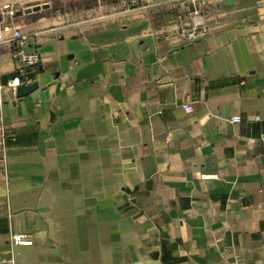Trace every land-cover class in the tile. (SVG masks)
Returning <instances> with one entry per match:
<instances>
[{"label": "crops", "instance_id": "crops-1", "mask_svg": "<svg viewBox=\"0 0 264 264\" xmlns=\"http://www.w3.org/2000/svg\"><path fill=\"white\" fill-rule=\"evenodd\" d=\"M206 1L195 42L170 0L17 18L40 62L0 91V264H264V0Z\"/></svg>", "mask_w": 264, "mask_h": 264}, {"label": "built area", "instance_id": "built-area-1", "mask_svg": "<svg viewBox=\"0 0 264 264\" xmlns=\"http://www.w3.org/2000/svg\"><path fill=\"white\" fill-rule=\"evenodd\" d=\"M154 0H120L118 4L123 6L126 10L133 9L141 4L150 3ZM172 3L180 4L184 10L187 11L188 16L192 22L188 24L187 29L183 30L180 38L183 41L195 42L203 36L208 35L212 29L208 24V17L211 15L215 24H219V19L216 15L211 14L212 10L207 8L206 0H170ZM23 8L10 7L0 8V59L1 49L7 46H17V50L13 52L14 57L19 63L17 75L7 83L6 86L0 82V91L8 87L17 90L21 86H26L29 83L27 70L36 67L40 62V54L37 51L27 52L26 48L29 44V37L23 34L21 25L17 22L16 13ZM1 75V65H0ZM186 113L193 111V106L190 103L182 105ZM231 123L240 121V117H232L229 120ZM14 133L6 129L4 126L0 127V156L4 162L7 161L6 147L8 140L14 139ZM11 243L13 247L16 246H31L33 239L27 234H13L11 236ZM17 253L12 251L11 258L8 261L10 264L16 263Z\"/></svg>", "mask_w": 264, "mask_h": 264}, {"label": "trees", "instance_id": "trees-1", "mask_svg": "<svg viewBox=\"0 0 264 264\" xmlns=\"http://www.w3.org/2000/svg\"><path fill=\"white\" fill-rule=\"evenodd\" d=\"M108 1L115 3L117 0ZM97 3L98 0H52L49 3L50 8L26 15V21L29 23L35 22L40 18L49 16L54 11H68L71 8H91Z\"/></svg>", "mask_w": 264, "mask_h": 264}, {"label": "water", "instance_id": "water-1", "mask_svg": "<svg viewBox=\"0 0 264 264\" xmlns=\"http://www.w3.org/2000/svg\"><path fill=\"white\" fill-rule=\"evenodd\" d=\"M48 8H50V4L49 3H45L43 5H36L34 7H30V8H27V9L19 10L16 13V17L19 18V17H22L24 15H28V14H31L33 12H38L40 10H45V9H48ZM36 88H37L36 84H32V85H29V86H21V87L18 88V95L19 96H24L25 94H27L30 91L35 90Z\"/></svg>", "mask_w": 264, "mask_h": 264}, {"label": "rangeland", "instance_id": "rangeland-1", "mask_svg": "<svg viewBox=\"0 0 264 264\" xmlns=\"http://www.w3.org/2000/svg\"><path fill=\"white\" fill-rule=\"evenodd\" d=\"M52 0H24V1H20L14 5L8 6L9 8L14 6V7H19V8H26L28 6H34V5H42L45 3H50ZM103 0H98V2H102ZM108 1V0H107ZM120 0H117L115 3H119ZM156 1V0H154ZM109 2V1H108ZM7 7V8H8ZM6 8V7H5ZM78 9V8H77ZM83 9V8H82ZM185 17L188 19V22L191 23L192 20L191 18L188 16L187 11H185Z\"/></svg>", "mask_w": 264, "mask_h": 264}, {"label": "bare ground", "instance_id": "bare-ground-1", "mask_svg": "<svg viewBox=\"0 0 264 264\" xmlns=\"http://www.w3.org/2000/svg\"><path fill=\"white\" fill-rule=\"evenodd\" d=\"M20 1H24V0H0V8H5L14 5Z\"/></svg>", "mask_w": 264, "mask_h": 264}, {"label": "flooded vegetation", "instance_id": "flooded-vegetation-1", "mask_svg": "<svg viewBox=\"0 0 264 264\" xmlns=\"http://www.w3.org/2000/svg\"><path fill=\"white\" fill-rule=\"evenodd\" d=\"M42 5H43V4H42ZM34 6H36V5H34ZM34 6H28V7H26V8H23V9H27V8L34 7Z\"/></svg>", "mask_w": 264, "mask_h": 264}]
</instances>
